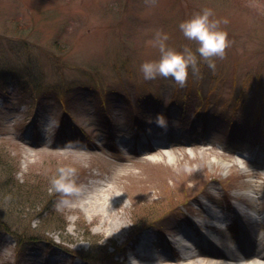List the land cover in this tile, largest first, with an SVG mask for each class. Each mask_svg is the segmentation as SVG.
<instances>
[{
  "label": "rangeland",
  "instance_id": "obj_1",
  "mask_svg": "<svg viewBox=\"0 0 264 264\" xmlns=\"http://www.w3.org/2000/svg\"><path fill=\"white\" fill-rule=\"evenodd\" d=\"M205 8L232 41L215 72L145 81L156 32L195 51L179 25ZM0 161V225L39 227L22 250L0 228V264H189L176 240L202 207L264 213V0H0ZM148 227L156 262L136 258Z\"/></svg>",
  "mask_w": 264,
  "mask_h": 264
},
{
  "label": "clouds",
  "instance_id": "obj_2",
  "mask_svg": "<svg viewBox=\"0 0 264 264\" xmlns=\"http://www.w3.org/2000/svg\"><path fill=\"white\" fill-rule=\"evenodd\" d=\"M146 4L155 5L156 0H145ZM212 9L205 8L202 12L195 14L192 18L180 23L179 29L183 36L194 42L197 47L195 51L185 46L182 51H177L168 46L169 37L160 31L155 34L152 41L153 47L159 51V59L145 61L140 65V72L145 81L164 78L175 81L180 88L188 85L189 75L197 79L201 78L200 64L204 63L209 69L215 72L216 61L226 58L227 49L231 47L228 33L220 28V24H227L228 21L213 19ZM163 117H157V123L162 124ZM61 175L53 181L57 191L70 193L74 189L71 179L72 170L61 169Z\"/></svg>",
  "mask_w": 264,
  "mask_h": 264
},
{
  "label": "bare ground",
  "instance_id": "obj_3",
  "mask_svg": "<svg viewBox=\"0 0 264 264\" xmlns=\"http://www.w3.org/2000/svg\"><path fill=\"white\" fill-rule=\"evenodd\" d=\"M160 147H158L159 149ZM157 150V149H155ZM151 148V151H155ZM263 219H264V214ZM206 223H199L197 225L198 227H206ZM259 241L262 243L260 244V247H264V234L257 236ZM197 241L194 239L191 234L185 233L183 239H180L176 241V244L180 246L183 250L186 251V254L181 258H176V262L178 261H184L189 262V264H247L248 261L251 262L250 264H264V262L255 260L254 256H246L245 253L243 254L241 252H235L234 253L230 250H222L216 246L214 242L212 244L207 245L206 250H196L193 251L194 248L197 246ZM138 254L136 258L140 259L141 261H153L156 262L159 257L155 255V251L150 246L149 242H144L139 246ZM242 250V248H241ZM260 259H264V255L258 254L257 255ZM165 257V256H163ZM201 258L202 260L198 259ZM208 260L207 262H202L203 260ZM165 260V259H164ZM166 261V260H165ZM247 262V263H246ZM149 264V263H147Z\"/></svg>",
  "mask_w": 264,
  "mask_h": 264
},
{
  "label": "trees",
  "instance_id": "obj_4",
  "mask_svg": "<svg viewBox=\"0 0 264 264\" xmlns=\"http://www.w3.org/2000/svg\"><path fill=\"white\" fill-rule=\"evenodd\" d=\"M0 164H1L2 166H4V165L6 166V164H5L3 161H0ZM10 178H12V176L9 177V179H10ZM21 188H22V185H20V187L15 188V190L18 191L19 194H20V193H21V190H22ZM16 193H17V192H16ZM27 194H28V193H26V197H27ZM23 198H24V200H25L26 202L28 201V200H27L28 197H27V198L23 197ZM42 198H45V197L43 196ZM42 198H41V199H42ZM28 202H29V201H28ZM31 207H34L32 212H35L36 209H37L38 207H40V206H37V207H36V206H30V208H31ZM41 207H42V206H41ZM52 207H53V206H49V207L47 208L49 212L51 211ZM31 210H32V209H31ZM16 211H17V210H16ZM19 211H20V213L25 214V215H28V214H29V213L26 212V210H23V211H22V210H18V212H13V213H15V214H19ZM36 212H37V213H36V215H37V214H38V211H36ZM39 214H40V213H39ZM36 215H35V216H36ZM40 216H41V215H40ZM44 221H45V220H44ZM29 224H30V223H29ZM45 224H47V227H49L52 223H51L50 221H46ZM0 228L4 229V231L9 232L10 234H12V235L15 237L19 249H20V248H23V247H24V244H26L27 241L34 239V238H33V237L35 236L34 233H36V232L39 230V227H38L37 229H34L33 232H34V231H36V232H34V233L32 234V232L29 231V230L31 229V227L28 225L26 229L20 231V227L11 224V222H10V223H9V222L1 223ZM41 229H42V227H41ZM44 229H45V228H44ZM42 230H43V229H42Z\"/></svg>",
  "mask_w": 264,
  "mask_h": 264
}]
</instances>
